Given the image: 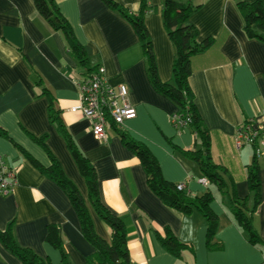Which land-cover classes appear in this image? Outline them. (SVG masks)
I'll return each mask as SVG.
<instances>
[{"label": "crops", "instance_id": "crops-1", "mask_svg": "<svg viewBox=\"0 0 264 264\" xmlns=\"http://www.w3.org/2000/svg\"><path fill=\"white\" fill-rule=\"evenodd\" d=\"M114 1L136 12L141 0ZM146 1L152 10L144 24L158 76L161 82H169L174 48L162 24V0ZM189 1L201 5L189 19L198 32L197 42L212 41L191 58L188 82L194 104L209 132L213 162L227 171L237 196L247 198L251 207L246 167L254 152L247 145L236 148L234 136L246 119L264 125V43L245 36L234 0ZM55 2L78 43L86 48L89 68L102 66L112 86H127L136 117L121 128L106 127V140H96L89 122L75 109L80 103L78 84L89 72L69 52L63 35L38 13L33 0H0V130L7 136H0V157L16 171L12 192L0 194V230L12 224L18 246L60 264V251L45 241L47 227L55 225L70 263L91 264L88 259L94 249L84 239L68 197L20 152L49 166L46 152L31 138L46 136L45 146L84 199L96 234L110 242L111 230L92 210L85 181L49 119L48 98L36 85L40 76L64 126L95 169L101 203L126 224L131 264H264V156L258 159L261 201L252 219L261 243L253 245L234 221L226 198L215 186L200 184L203 175L198 166L179 154L178 149L200 148V142L191 129L178 130L172 124L177 107L153 88L131 25L101 0ZM119 130L149 149L166 181L183 184L191 196L212 191L210 208L218 217L212 244L219 248L207 247V224L199 213L179 214L151 191L142 165L123 145ZM165 228L185 246L179 256L168 253L158 241L157 234L164 235ZM0 264L21 262L0 243Z\"/></svg>", "mask_w": 264, "mask_h": 264}, {"label": "trees", "instance_id": "trees-1", "mask_svg": "<svg viewBox=\"0 0 264 264\" xmlns=\"http://www.w3.org/2000/svg\"><path fill=\"white\" fill-rule=\"evenodd\" d=\"M109 9L119 14L126 20L136 33L142 54L146 60V69L153 88L162 96L173 102L177 107V114L185 122V127L192 130L200 148L196 150H180L179 154L194 162L208 185L215 186L222 197L226 198L234 221L247 234L248 241L260 244V238L253 225V214L261 201L260 166L255 154L246 167L247 183L252 194V206L248 207V199L237 196L234 181L227 171L215 164L210 155V136L200 118L194 104V94L190 88L188 79L191 75V58L201 53L210 46L212 41L197 42L198 32L189 22L191 15L201 5L189 0H162L161 18L164 30L174 48L172 62V77L169 82H161L158 76L156 60L152 50V43L146 30L144 20L152 7L146 0H141L136 12H131L114 0H101ZM34 6L44 20L57 32H60L66 42V46L78 64L86 69V72L94 68L88 66V52L78 43L70 25L62 16L55 0H33ZM235 8L242 19L243 32L248 39H254L264 43V4L260 0L246 2L234 0ZM36 85L41 88V95H45L49 101L48 114L51 123L55 124L58 132L65 141L72 158L83 177L88 202L94 213L111 230L110 242L101 239L95 232L89 209L76 186L65 176L59 162L45 146L46 136L39 138L31 136L46 152L50 164L47 167L40 165L29 154L20 149L24 157L48 179L55 182L68 197L80 223L81 233L84 239L92 246L94 253L89 257L91 264H131L127 249L128 231L125 222L112 214L100 201L96 172L90 161L79 150L72 136L64 126L59 112L54 108V97L44 86L40 76L36 79ZM244 120V122H246ZM115 127L114 125H111ZM180 130V129H179ZM123 145L130 150L139 160L145 173L146 180L151 191L173 211L182 215L199 213L207 224L206 245L209 249H217L212 241L218 228V217L210 208L214 200L213 193L208 189L199 196H191L185 189H177L178 184L166 181L160 169L157 159L149 149L141 142L132 139L125 131L119 130ZM0 136L7 137L0 130ZM161 246L170 254L179 256L185 248L168 229H164V235L157 234ZM45 241L61 253L60 264H71L63 249L60 229L51 225L47 227ZM0 243L12 255L17 257L21 264H51L48 260L36 255L29 248H22L16 243L12 234V224L5 230H0Z\"/></svg>", "mask_w": 264, "mask_h": 264}, {"label": "built area", "instance_id": "built-area-1", "mask_svg": "<svg viewBox=\"0 0 264 264\" xmlns=\"http://www.w3.org/2000/svg\"><path fill=\"white\" fill-rule=\"evenodd\" d=\"M80 103L75 109L80 110L83 117L89 122L91 133L96 140H106V127L121 126L136 117V110L128 100V88L125 84L112 86L105 75V69L98 66L90 71L78 84ZM172 124L178 130L185 127L176 113L171 118ZM234 145L236 148L250 146L257 158L264 156V125L259 126L248 119L242 122L235 133ZM199 183L207 186L208 181L203 177ZM16 184V171L9 168L0 157V194H10ZM178 184L177 189H184Z\"/></svg>", "mask_w": 264, "mask_h": 264}]
</instances>
